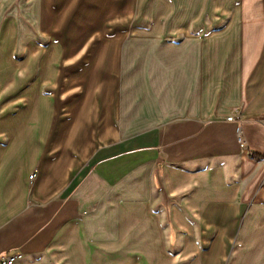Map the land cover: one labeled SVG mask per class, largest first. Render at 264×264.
Wrapping results in <instances>:
<instances>
[{"label": "crops", "instance_id": "crops-1", "mask_svg": "<svg viewBox=\"0 0 264 264\" xmlns=\"http://www.w3.org/2000/svg\"><path fill=\"white\" fill-rule=\"evenodd\" d=\"M25 4L30 21L11 14L25 58L20 37L75 40L50 46L53 78L38 57L15 112L0 96V122L23 119L40 98L53 117L47 125L32 113L16 130L32 140L23 135L11 152L0 128V257L264 264V0ZM80 70L90 95L57 124L61 107L81 96L80 87L61 90Z\"/></svg>", "mask_w": 264, "mask_h": 264}, {"label": "rangeland", "instance_id": "rangeland-1", "mask_svg": "<svg viewBox=\"0 0 264 264\" xmlns=\"http://www.w3.org/2000/svg\"><path fill=\"white\" fill-rule=\"evenodd\" d=\"M0 0V9L3 11L0 13V96H3L4 99L1 102V106L5 105L9 111L15 112L21 105L23 104L22 100V91L23 88L20 86L23 82L27 80V78L30 76L31 72L35 68L36 61L38 57L42 60V75L46 78H53V75L56 71V68L54 65H56L57 62H53L50 65L47 64V60L49 56H54L55 53H49L50 46H54L57 43V40L62 41V44L65 42L66 44L73 43V40L75 38L73 37H52V42H50V36L48 35H41L38 33L34 39L32 40L31 37H20L18 38L20 42L18 41V44L25 45L26 43L28 51L27 56L25 58L26 52H18L15 48V22L11 17V14H17L19 10L21 13H18L17 15H13L14 17L21 16L20 19L26 20L31 19V6H29V10L27 11L28 6L25 4L28 0ZM8 3V4H7ZM23 6L24 9H23ZM22 10L24 12L22 13ZM134 13V10H131V14ZM134 21L132 19L127 21L126 29H130L133 27ZM29 29L32 31L33 26L29 25ZM35 40V42H34ZM54 40V41H53ZM49 44V46L46 48V50L42 51L41 48H36L35 46L39 47H46ZM35 47V48H34ZM70 55V54H68ZM58 56V54H56ZM25 58V59H24ZM24 59L22 62H18L20 60ZM58 59V58H57ZM66 59V58H65ZM68 59V58H67ZM70 60V59H68ZM57 61V60H56ZM79 72L76 71L74 73H70L65 77V86L61 90L66 91L67 86H69L70 90L73 88L80 87L81 96L73 99L71 102L67 103L66 105L61 107V116L59 117L57 124H63L64 119V111L65 109L74 102H78L82 98V102L86 104L85 98L86 95H90L89 90L91 89V86L83 85L79 83L78 77L80 75ZM31 82L27 84V86L30 85ZM79 83V84H78ZM71 86H70V85ZM27 86H24L25 88ZM43 92H48L46 87L43 88ZM24 109H26V116L21 119L19 116H7L3 118V121L0 122V128L5 129L8 131L10 135V144H9V152L14 151L15 149V142L16 141H23V135H26L28 140H32V134L28 132H16L17 127L21 125H30L31 123V114H41L43 118L46 120L47 125L52 124V105L49 101L46 99H39L37 103H34L31 105V102L27 104V106H24ZM50 113V118L47 117ZM28 115V116H27ZM45 115V116H44ZM23 120V121H21ZM44 124V125H46ZM47 128L45 129L44 133L37 134L39 138H43L46 134ZM54 136H56V139L59 138L60 134L56 133ZM38 138V139H39Z\"/></svg>", "mask_w": 264, "mask_h": 264}, {"label": "built area", "instance_id": "built-area-1", "mask_svg": "<svg viewBox=\"0 0 264 264\" xmlns=\"http://www.w3.org/2000/svg\"><path fill=\"white\" fill-rule=\"evenodd\" d=\"M235 118H236L235 114L232 113V114H230V115H228V116L226 117V120H228V121H232V120H234ZM258 122H259L260 124L264 125V114H262V115L260 116V118L258 119ZM34 177H35V173L33 172L32 174L29 175V180H30V181L33 180ZM18 257H20V256H17V255L2 256V257H0V264H12V263L14 262V260H15L16 258H18Z\"/></svg>", "mask_w": 264, "mask_h": 264}]
</instances>
